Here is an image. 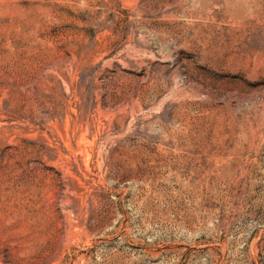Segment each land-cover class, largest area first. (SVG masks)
<instances>
[{
    "label": "rangeland",
    "instance_id": "374dc122",
    "mask_svg": "<svg viewBox=\"0 0 264 264\" xmlns=\"http://www.w3.org/2000/svg\"><path fill=\"white\" fill-rule=\"evenodd\" d=\"M0 264H264V0H0Z\"/></svg>",
    "mask_w": 264,
    "mask_h": 264
}]
</instances>
